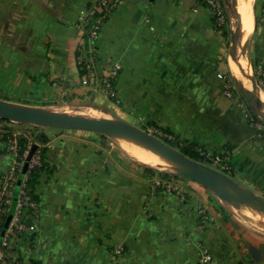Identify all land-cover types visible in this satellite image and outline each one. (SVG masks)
I'll use <instances>...</instances> for the list:
<instances>
[{"label": "crops", "instance_id": "crops-1", "mask_svg": "<svg viewBox=\"0 0 264 264\" xmlns=\"http://www.w3.org/2000/svg\"><path fill=\"white\" fill-rule=\"evenodd\" d=\"M95 1L0 0L4 85L14 94L64 89L107 96L99 78L116 68L111 99L105 98L117 118L157 126L209 154L228 148L230 176L264 196V87L253 90L248 69L246 85L230 68L231 59L238 64L242 35L233 40L237 18L238 30L243 25L237 0H231L222 29L213 26L207 8L194 0H121L100 30L92 55L97 79L90 82L77 64L82 41L78 19ZM253 18L251 36L257 33L256 40L253 56L246 57L264 63V24L255 30L254 12ZM226 80L259 98L262 129L249 131L241 102L225 92ZM25 125L31 124L0 123L8 129ZM33 127L35 138L45 137L36 140L46 142L52 171L36 186L34 232L12 241L22 260L108 264L110 251L121 245L125 264H198L202 244L211 256L208 264H264V226L212 198L197 182L184 178L183 195L154 191L144 164H126L129 160L119 154L106 162L102 134ZM12 161L0 142V174ZM199 205L209 214L202 227Z\"/></svg>", "mask_w": 264, "mask_h": 264}, {"label": "rangeland", "instance_id": "rangeland-1", "mask_svg": "<svg viewBox=\"0 0 264 264\" xmlns=\"http://www.w3.org/2000/svg\"><path fill=\"white\" fill-rule=\"evenodd\" d=\"M237 3H238V0H237ZM253 5H254L253 6L254 16L258 17V23H257V25L255 27V30H256L257 27H259V26L264 24V0H255ZM232 6H233V3H231V0H229V7H232ZM235 22H236V25H235L234 34L237 35L238 34V28H239V20H238V18H237V20ZM256 34L257 33H253V35L250 37V41H249V44H248V47H247V51L245 49V53H244V56H243V58L246 60V68L248 70L252 71L254 75L261 74V67H259L261 63H258L256 61L257 59L255 57H253V59L255 58L254 59L255 62L254 61L253 62L252 61L249 62L247 57L250 58L251 55L253 54L254 42L256 40ZM90 50L94 53L96 51V46L92 45ZM80 53H81V55L79 54L80 57L78 56V58H77V64L80 63V62H84L83 59H81L82 57H86L84 55H87V57H88V60L86 62H89V64H91V65L93 64V57H90L91 54H89L87 52H80ZM246 53H247V57H246ZM262 54H264V48L262 50ZM86 65L87 64H85L84 66L86 67ZM85 78L88 79V80L90 79V78L87 77V74L84 75V79ZM94 79H97L96 76L92 77L91 80H89V81L93 82V81H95ZM258 80H259V84L258 85L259 86L263 85L261 87H264V80H262V79H258ZM99 81L101 82L100 78H99ZM244 84H246V85L249 84V81L247 80V82L244 83ZM2 87H3V89L5 87V89L1 91ZM112 88H113V86H112ZM11 90H13V89H10L8 86H5L4 83H3V79L0 78V98H2V99H5V98L8 99L9 98V99H13L12 102H14V103H19V104H24V105L34 106V107H41V108L49 109V110H52V111L64 112V113L74 114V115H88V116H93V117H98V118L117 117L116 111L113 109L112 105H110L109 101H107L108 98H105L106 95L105 94H97L94 91H92V93H89V92H86V93L85 92L70 93V92H66L64 89H62V90H59V91L57 90V92H51V93H43V92L34 93L33 92V93H30V94H20V93L19 94H14V93H12ZM107 92L108 93H107L106 97H109V99H111L110 97L112 95L110 94L109 91H107ZM125 121L128 122V123H132L133 119L132 118H126ZM6 122H8V121H6ZM25 126L26 127H16L15 129H8V127H3V126L1 127L0 126V142L4 145V147L6 146L7 151L10 152L12 154V156H13V161H12V164H11L10 168L7 171H5V172L0 174V179L4 176V174L6 172L11 170V168L14 165L20 164V161H21V158L20 159L16 158L15 151L12 152L9 149V145H11L12 143H13V145L16 148L15 140L13 138L9 139V142L7 143L5 140L2 139L4 132H11L12 135H16V134L22 133V135H26L28 137V143H27L24 151L22 152L21 157H23V153L27 150L28 145L31 146L33 144H37L38 146L47 147L46 142L37 141L36 138L34 137L33 130L35 129V127H33V126H35V125H25ZM27 126H28V128H27ZM135 126L141 128L143 130L149 129L151 131L150 133L152 135L156 136L160 140H162L165 143L169 144L168 143V139L169 138H166L165 132L162 131L161 129H159L157 126H154V125H151V124H149V125L135 124ZM60 130L64 132L65 129L61 128ZM104 138H105V144L108 147L107 154H106V162L113 161V158H111V156H110L112 154H116V156L120 155L119 158H121L125 162H126V160L127 161L129 160L126 164H129V163L132 164L133 160L138 162L137 159H135L131 154L126 152V150L124 149V143L125 142L134 143L133 141L125 139V138H121V137H116V136H104ZM137 145H139V144H137ZM169 145H171V144H169ZM139 146H141V145H139ZM171 146H173L174 148L179 150L178 146H176V145H171ZM141 147L145 148L144 146H141ZM145 149H147V148H145ZM29 151H30V148L27 151L26 158L28 157ZM149 151H151V150H149ZM34 154H38L39 155V151H37L36 153H32L31 156H33ZM40 158H41V156L39 155V161H38L37 165H40V163H41ZM116 159H117V157H116ZM46 161H47V157H46ZM201 162H203V163H205V164H207V165H209V166H211L213 168L221 170L219 167H216V166L212 165L211 161L208 160V159L207 160L204 159ZM139 163H141V162H139ZM141 164H144V165H147L149 167L155 168L156 170H165V171H167L170 174H175V172L171 169V166L167 162L166 163H159V164L157 162H155V163H147V164L146 163H141ZM19 168H20L19 165H17L15 170H11L10 177H13V179H16V173L18 172ZM221 171L225 172L228 175H231L228 170H224L223 169ZM47 174H49V172L48 173H42L41 176L47 175ZM25 175L27 177V174H24L23 176H25ZM177 176H179V175H177ZM157 180L163 181L165 184H167V183L170 184L168 188H166V187L162 188L161 187V189H160L161 193L183 195L184 192H185L184 188L182 187L183 185L180 183V182H183V180H185L184 177H182V176H179L177 178H171V179H163L158 174H155L151 178V187L153 186L152 183L157 181ZM23 186H24V184H23ZM174 186L176 187V189H173ZM152 189L154 191H157V189L155 187L154 188L152 187ZM206 190H207L208 194H210L212 196V198L216 197L208 189H206ZM26 191L27 190H26V188L24 186L25 194L28 195L30 197V199L35 202L36 205H35V207H29L28 206L31 209V211L29 213H25V210H23L24 211L23 212V214H24L23 217L26 219V223L24 225V228L20 229L19 227H15L14 234L9 239V247L4 250L3 255L5 257H2L3 255H1V253H0V263L1 264H7L8 263L7 260L10 261L11 258H12L11 260H16L17 259L19 261H23V262H26V263L30 264V262L22 260L19 256H17V254H16V252H15V250L13 248V244H12V241L15 238H17V237H29L35 230L34 228H35V220H36V216H37L38 201L35 200V199H32L31 196ZM36 193H37V191H36ZM205 208L206 207H204V205L203 206L202 205L198 206V210H202L203 211L202 214L204 216V217L201 216L200 213L198 212L200 217H201V223H200L201 227L209 222V214L207 213ZM235 210H236V212H240V213L245 214V215H247V213L250 211L245 206H241V207H239V208H237ZM260 215L261 216L257 220L259 222L264 223V216L262 214H260ZM250 218L252 219V217H250ZM29 219H30V222H27V220H29ZM2 236H3V232L1 233V236H0L1 239H2ZM1 239H0V242H1ZM115 247H121L122 248L121 245H115L113 247V249ZM201 248H206V247L201 244ZM112 250L108 254V259H109V263L108 264H110V261H111L110 256H111ZM206 250H208V249L206 248ZM0 252H3V251H1V247H0ZM208 252H209V250H208ZM5 253H7V254L5 255ZM122 257H123L122 258V263L125 264V262H124V252L122 254ZM198 263H199V260H198ZM208 263H206V264H208Z\"/></svg>", "mask_w": 264, "mask_h": 264}, {"label": "water", "instance_id": "water-1", "mask_svg": "<svg viewBox=\"0 0 264 264\" xmlns=\"http://www.w3.org/2000/svg\"><path fill=\"white\" fill-rule=\"evenodd\" d=\"M240 35L241 30L239 29L238 34L232 36L233 40H238ZM248 77L251 82V88L253 90L256 89L258 84L253 72L250 70ZM259 106L260 101L256 97L254 102L251 103L250 108L253 112L257 113ZM0 119L28 123L35 126L86 129L96 131L104 136H116L131 140L167 159L175 174L197 182L212 192L222 202L233 208L245 206L250 211L264 216L263 195L240 185L225 172L185 155L180 150L160 140L147 130H143L120 118H98L88 115H74L14 103L0 98ZM36 147V144L31 146L27 160L30 159ZM11 210H13V206ZM10 217L11 213L6 218L5 226L10 220ZM256 222L264 226V223Z\"/></svg>", "mask_w": 264, "mask_h": 264}, {"label": "built area", "instance_id": "built-area-1", "mask_svg": "<svg viewBox=\"0 0 264 264\" xmlns=\"http://www.w3.org/2000/svg\"><path fill=\"white\" fill-rule=\"evenodd\" d=\"M121 0H96L92 5H90L84 12L79 16V26L82 30V41L80 46L78 47L79 54L80 52H87L91 54L90 57H93V52L90 50L92 45H96V42L99 37L100 30L102 28L103 23L110 17L112 12L117 8ZM196 3L199 0H194ZM204 3V6L207 8L210 18L213 19V26L214 27H223L227 24V13L229 9V0H200ZM80 57V56H79ZM84 63L86 65V74L87 77L91 80L92 77L95 76L93 72L92 65L89 64V62H86L88 59H85V57H82ZM90 59V58H89ZM80 61V60H79ZM260 67V66H259ZM117 76V69L112 68L109 70L102 78H100L101 83L103 84L104 88L111 92L112 85L111 80H114ZM96 80V79H94ZM257 84H259V80H257ZM226 86L227 89L229 87L233 86L231 85V82L226 80ZM263 86V85H261ZM227 94H230L229 90L225 91ZM241 107L243 108L245 117L248 119L249 112L246 108V105L244 103H240ZM249 126H253L255 129H262L263 127L258 121H248ZM148 132H151L149 129H147ZM165 136L169 139H175L174 136L165 133ZM180 145L184 144V142H179ZM32 146V145H31ZM31 146L28 145L27 150L23 153V157L21 158L20 164L14 165L11 170H15L17 165H19V169L24 166V159L26 158L27 151ZM9 149L14 152L15 146L13 143L9 145ZM194 149L205 159L210 160L212 165L219 167L221 170H230V164H229V156L223 155V152H218L215 154H209L205 152L201 147L194 145ZM39 161V155L34 154L31 156L29 160V166L32 167L34 165H37ZM11 170L6 172L4 176L0 179V223L2 220V217L10 212V209L12 207V200H13V189L15 187V183L17 179H13V177H10ZM220 170V171H221ZM26 179V175L23 176L22 182ZM153 188L154 187H162V188H168L169 183L165 184L163 181L157 180L152 183ZM173 189H176L174 186ZM35 202L30 199L28 195L24 192V186L23 184L20 186L18 190L17 195V201L15 210L13 209L11 218H10V225L5 228L3 231V236L0 242L1 255H3L4 250L9 247V239L14 234L15 227H19L20 229L24 228V225L26 223V219L23 217V210L24 206L29 207H35ZM201 216H203V211L198 210ZM204 217V216H203ZM7 253H5L6 255ZM122 254L123 250L121 247H115L112 250L111 256H110V264H123L122 263ZM2 257H5L4 255ZM211 256L208 250L206 248H201V245L199 246V263L198 264H206L209 262ZM5 259V258H4ZM12 259V258H11ZM7 260V264H28L23 261L19 260Z\"/></svg>", "mask_w": 264, "mask_h": 264}, {"label": "trees", "instance_id": "trees-1", "mask_svg": "<svg viewBox=\"0 0 264 264\" xmlns=\"http://www.w3.org/2000/svg\"><path fill=\"white\" fill-rule=\"evenodd\" d=\"M198 4L200 5H204V3L202 1H197ZM211 21L213 22V19L211 18ZM258 23V17H255V25H257ZM217 29H222L223 27H215ZM85 63L84 62H80L78 63V66L80 68V75H85L86 74V67L84 66ZM261 67V74L258 75H254L255 78L258 79H262L264 80V63L260 64ZM114 80H111V85L113 86ZM228 90L230 91V94L233 98H235L238 102H242L246 105L248 112H249V116H248V121H258L257 118V113L253 112L250 108L251 103H253L254 98L253 95H251L249 92H247L246 90L242 89V88H232L229 87ZM8 120H3L0 119V123L6 122ZM248 129L250 132L254 131L253 126H248ZM166 132V131H164ZM14 139L15 143H16V158L20 159L22 158V152L24 151L27 143H28V137L26 135H22V133L20 134H16V135H12L11 132H4L2 139L5 140L7 143L9 142V139ZM167 138V137H166ZM36 139L40 140V141H45V137L38 135L36 137ZM180 141L175 138V139H168V143L171 145H176L178 146L179 150L181 152H183L185 155L202 161L204 160V158L194 149V144L192 143H184L182 145L178 144ZM37 145V144H36ZM228 148H224L223 149V155H227ZM5 150L7 151V148L5 146ZM37 151H39V155L41 156L40 160L41 163L40 165H35L33 167H29V159H24V166H22L21 169L18 170V172L16 173V183H15V187L13 189V200H12V206L15 208L16 206V201H17V195H18V190L20 188V186L22 184H24L25 188H26V192L31 196L32 199L37 200V193H36V186L40 181L41 178V174L42 173H48L50 171H52V167L49 165V163L46 161V147L45 146H38L36 147V149L34 150L33 153H36ZM144 168V172L148 177H152L155 174H158L160 177H162L163 179H171V178H177L179 176H177L176 174H170L165 170H156L155 168L149 167L147 165H143ZM27 174L26 179L22 182V178L23 175ZM157 190H160V187H155ZM12 208V207H11ZM13 208V209H14ZM25 210V213H29L31 211V209L28 206H24L23 207ZM15 210V209H14ZM12 211L10 209V212H8L7 214H5L2 217L1 223H0V236L1 233L5 230L6 227H8L10 225V220L8 221L7 225L5 226V221L7 216L11 213ZM11 218V217H10ZM27 222H30V219L27 220ZM1 239V237H0ZM123 250V249H122ZM124 252V251H123ZM30 264H39L37 262H30Z\"/></svg>", "mask_w": 264, "mask_h": 264}, {"label": "bare ground", "instance_id": "bare-ground-1", "mask_svg": "<svg viewBox=\"0 0 264 264\" xmlns=\"http://www.w3.org/2000/svg\"><path fill=\"white\" fill-rule=\"evenodd\" d=\"M238 3H239L238 4L239 8L242 10V13H240V16H241V20L243 23L242 29H241L242 35L237 44V48H238L237 54L239 58L238 63L240 64L241 62L246 65V60L243 58V56H244L245 49L248 44V40L252 34L253 25H254V18H253V12H252L253 0H238ZM239 64H237V62L234 59H231L230 60L231 71L240 81H242L243 83H246L248 80L247 72H246L247 68L244 67L242 64L240 65ZM241 67L245 71H242ZM263 100H264V96H263ZM124 149L126 150V152L131 154L135 159H137L141 163L147 164V163L157 162L159 164V163L167 162L168 164H170V162L164 157L158 155L157 153L153 151L151 152L148 149H145L135 143L125 142ZM247 215L252 217L254 220L259 219V217L261 216L259 213H256L254 211H249Z\"/></svg>", "mask_w": 264, "mask_h": 264}]
</instances>
